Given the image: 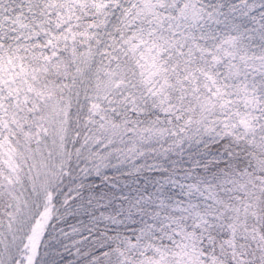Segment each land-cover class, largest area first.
<instances>
[{
  "label": "snow or ice",
  "instance_id": "obj_1",
  "mask_svg": "<svg viewBox=\"0 0 264 264\" xmlns=\"http://www.w3.org/2000/svg\"><path fill=\"white\" fill-rule=\"evenodd\" d=\"M0 264H264V0H0Z\"/></svg>",
  "mask_w": 264,
  "mask_h": 264
}]
</instances>
